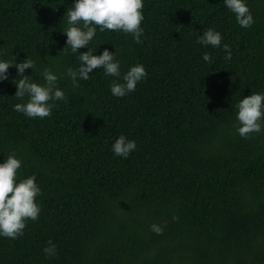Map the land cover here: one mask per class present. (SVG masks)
<instances>
[{
	"label": "trees",
	"instance_id": "1",
	"mask_svg": "<svg viewBox=\"0 0 264 264\" xmlns=\"http://www.w3.org/2000/svg\"><path fill=\"white\" fill-rule=\"evenodd\" d=\"M247 2L249 28L223 0H145L142 43L97 31L94 54L114 46L122 73L136 63L148 73L114 97L102 69L75 89L63 75L87 50L60 51L72 0H0L3 58L49 65L67 96L50 116L28 118L12 107L15 68L0 82V160L15 150L19 176L35 174L41 188L38 219L0 237V264H264V130L240 137L233 109L264 92V2ZM209 27L230 60L194 43ZM120 134L137 144L126 159L110 150Z\"/></svg>",
	"mask_w": 264,
	"mask_h": 264
},
{
	"label": "clouds",
	"instance_id": "2",
	"mask_svg": "<svg viewBox=\"0 0 264 264\" xmlns=\"http://www.w3.org/2000/svg\"><path fill=\"white\" fill-rule=\"evenodd\" d=\"M144 3L145 0H72V6L64 13L65 27L60 32L66 39L65 46L60 51L66 55L77 54L78 49L87 48L78 53L79 64L75 68L67 67L63 73L70 79L74 89L80 86L79 81L90 78L89 73L93 69H102L105 76L113 78L109 91L114 97H124L134 92L137 83L147 77L148 73L141 63L130 65L122 73L121 61L117 59L118 50L113 45L114 51L104 48L98 55L94 54L97 48L89 47L97 31L106 30L129 34L135 43H142ZM223 3L234 14L235 21L241 28H249L255 22L247 0H223ZM222 40L221 33L209 27L196 35L194 43L205 48L211 46L221 49L224 60L228 61L232 58V49L227 43H222ZM202 59L210 64L215 58L205 51ZM36 66L37 60L27 55L17 62L15 57L5 59L3 53H0V82L8 79L10 67L16 71L15 82L12 81L15 85L13 96L19 102L13 104V110L28 118L43 119L52 114L57 101L66 102L67 96L59 87L61 75L47 64H42L38 72ZM26 69H31L32 75H26ZM34 75H38L43 82H37ZM233 109L237 122L235 131L240 137L248 138L250 134L264 130V92H251L241 97L234 103ZM136 148V141L124 134L118 135L110 146L115 156L124 159ZM21 166L22 160L15 150L10 151L6 159L0 160V237L16 239L24 234L26 221H35L40 215L41 208L36 198L41 195V188L36 182L35 174L23 178L19 176ZM173 219L176 217L173 216ZM149 227L157 235L163 232V228L155 223ZM42 251L46 255H52L55 245L49 242V246Z\"/></svg>",
	"mask_w": 264,
	"mask_h": 264
}]
</instances>
